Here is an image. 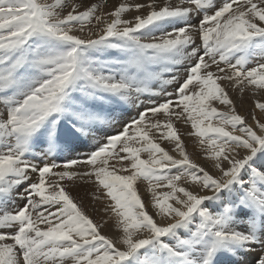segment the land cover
<instances>
[{
	"label": "snow or ice",
	"instance_id": "obj_1",
	"mask_svg": "<svg viewBox=\"0 0 264 264\" xmlns=\"http://www.w3.org/2000/svg\"><path fill=\"white\" fill-rule=\"evenodd\" d=\"M0 264H264V0H0Z\"/></svg>",
	"mask_w": 264,
	"mask_h": 264
},
{
	"label": "bare ground",
	"instance_id": "obj_2",
	"mask_svg": "<svg viewBox=\"0 0 264 264\" xmlns=\"http://www.w3.org/2000/svg\"><path fill=\"white\" fill-rule=\"evenodd\" d=\"M110 2L115 3V2H117V0H110ZM249 107H250V101H249L247 98H245L244 101H243V104H242V106L239 108V110H240L241 112H247V110H248ZM181 127L187 129L185 133H187L188 131H190V126L181 125ZM185 138H186V137H185ZM187 138H188V137H187ZM190 145H191V143H190ZM191 146H192V145H191ZM191 148H192V147H191ZM193 151H194V150H193ZM194 152H196V151H194ZM195 158L198 159L199 156H197V157H195ZM86 187H88V186L81 185V186H78V187L74 188V189H73V194H74V195L77 194V193L82 194V195L84 196L85 200L87 201L89 207H92L93 204H94V205L96 206V208L100 210V209L102 208L101 203L92 200L91 197H90V195H85V188H86ZM141 187H143V186H141ZM145 196H146V195H145ZM146 198H147V197H146ZM98 214H100V211H98ZM100 215H101V217L103 216L102 219H101L100 221H102V220H104V219H107V217L105 216L106 214H105L104 212H101ZM97 217H98V216H97ZM97 222H98V221H97ZM105 232H108V233L111 232V224H109V225L105 228Z\"/></svg>",
	"mask_w": 264,
	"mask_h": 264
},
{
	"label": "rangeland",
	"instance_id": "obj_3",
	"mask_svg": "<svg viewBox=\"0 0 264 264\" xmlns=\"http://www.w3.org/2000/svg\"><path fill=\"white\" fill-rule=\"evenodd\" d=\"M169 90H171V89H169ZM132 115H135V113L133 112L132 113ZM116 127H119V125H116ZM178 127L180 128V131L181 132H183V133H185L186 132V128H183V127H181V125H178ZM186 137V138H185ZM182 138H184L185 140H186V144H187V146H188V149H189V151H190V153H193V157L195 158V157H197V156H199V153L194 149V146H193V142H192V140L190 139V138H187V136H184V137H182ZM190 143H191V145H190ZM162 146L163 147H169V145L167 144V143H164V144H162ZM192 147V148H191ZM196 151V152H194V151ZM75 196H77L78 198H80V199H82V201H83V206H84V208H85V210L96 220V221H98V222H100V220L102 219V217H101V212H103L102 211V208L99 210V209H97L96 208V206L93 204V206L92 207H89V205H88V203H87V201L85 200V198H84V196L82 195V194H80V193H77V194H75ZM142 198L143 199H146V196L145 195H142ZM22 203V202H21ZM98 211H100V214H98ZM98 216V217H97ZM106 216V215H105ZM107 217V216H106Z\"/></svg>",
	"mask_w": 264,
	"mask_h": 264
}]
</instances>
